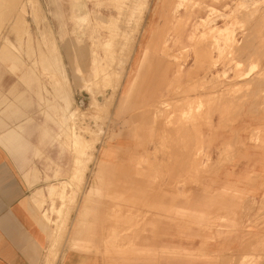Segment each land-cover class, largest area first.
Segmentation results:
<instances>
[{"label":"rangeland","instance_id":"1","mask_svg":"<svg viewBox=\"0 0 264 264\" xmlns=\"http://www.w3.org/2000/svg\"><path fill=\"white\" fill-rule=\"evenodd\" d=\"M0 1V55L20 58L23 65L39 72L43 92L39 96L45 104L41 110L38 104L32 110L35 128L16 155L21 160L16 159L23 175L28 174L27 183L33 182L30 187L40 188L52 179L59 184L68 178L73 158L75 172L81 169L65 189L70 197L67 214L76 207L77 196L84 195L93 182L101 183L93 194L107 199L125 200L124 193H135L140 187L151 195L183 191L189 196L191 183L215 178L216 172L207 169L211 149L230 162L243 155L245 147L260 143L262 131L256 121L264 113V0ZM59 11L67 27L70 58L57 34ZM102 24L111 30L105 68L93 61L95 55H103V48L95 46L108 34ZM75 49L77 54L72 56ZM57 57L62 58L61 65ZM59 66L68 78L66 90L63 83H55L62 82ZM35 99L37 103V96ZM93 99L97 106H90ZM44 109L59 128L45 119ZM26 115L28 136L30 112ZM58 129L57 137L66 146L62 150L59 140L43 134L52 135ZM73 132L82 136L83 145L71 143ZM121 140L129 147L116 149ZM191 148L193 155L189 154ZM102 155L105 161L100 163ZM251 181L219 192L238 200L236 205L221 206L223 210L235 208L241 217L237 222L210 216L212 224L203 226L218 237L224 229L228 234L244 231V248L225 256L214 252V264H264V190L253 189ZM116 205H121L116 212L130 217L118 216L117 222L129 223L119 237L128 238L131 244L137 237L131 228L137 227L139 216L130 211L138 204ZM144 209L149 210L150 218H139V226L156 227L161 204L145 205ZM180 212L178 215L187 216V211ZM56 220L52 208L51 228ZM173 222L187 227L193 224L187 218ZM210 256L206 251L171 250L161 245V263Z\"/></svg>","mask_w":264,"mask_h":264},{"label":"crops","instance_id":"2","mask_svg":"<svg viewBox=\"0 0 264 264\" xmlns=\"http://www.w3.org/2000/svg\"><path fill=\"white\" fill-rule=\"evenodd\" d=\"M35 70L32 66L23 65L20 58L12 59L0 55V264H214V252L225 256L244 248L246 243L243 230L228 234L224 229L218 237L203 226L212 224L210 216L234 222L241 218L235 208L221 209L224 204L236 205L238 200H231L229 196L219 192L222 193L229 187L233 189L247 185L250 180L253 189L263 192L264 113L256 121L262 131L260 143L245 147L244 154L232 158L230 162H224L223 157H217V149H211L212 162L207 165V169L216 172L213 174L215 178L206 177L199 184L191 183L189 196L183 195L181 185L178 187L181 193L171 194L166 191L161 192V195H151L149 190H143L138 184H134L133 186L140 187L139 190L135 189V193H124L125 200H117L114 196L107 199L93 194L101 186V183L93 182L84 195L77 196L73 201L77 203L76 207L71 214H67L70 197L66 196L65 189L72 185L71 181L76 178L73 176H77L81 169L80 167L75 172L73 158L68 178H62L60 183L57 181L59 184L53 179L44 184L40 187L43 192L41 196L37 194L38 187H30L33 185L29 184L33 182L27 183L28 174L23 175L20 161L17 160H21V157H16L25 148V139L31 138L32 128H35L32 110L36 109L37 104L40 110L45 105L39 96L43 92L39 72L35 73ZM258 103L255 100L254 105L258 106ZM28 111L30 134L27 136ZM43 113L46 120L52 121L59 128L47 109ZM42 129L47 132L45 127ZM44 132L52 140H59L61 150L66 147L62 139L57 137L59 129L52 135ZM126 144L128 143L125 140L117 141L116 149H125L128 146ZM189 154L193 155L192 148ZM50 187H56L52 195L48 194ZM62 187L64 190L61 194ZM53 195L60 198L50 201L48 197L52 198ZM50 202L55 205L52 207ZM117 203L138 204L130 214L141 219L150 218L149 210L144 209L145 205L160 203L161 220L158 219L160 217L157 218L160 221H157L156 227L142 228L137 217V227L131 228L137 237L129 244L128 238L119 237L123 235V230L129 229V223L118 224L117 217L124 218L127 215L115 211L121 206L116 205ZM52 208L57 213V224L51 228L48 220ZM181 210L187 211V216L178 215ZM183 218L189 219V223L193 224L187 227L173 222ZM111 219L116 221L111 222ZM125 221L123 220L124 223ZM161 245L171 250L206 251L212 257L169 259L161 263ZM243 253L247 252L241 254Z\"/></svg>","mask_w":264,"mask_h":264},{"label":"bare ground","instance_id":"3","mask_svg":"<svg viewBox=\"0 0 264 264\" xmlns=\"http://www.w3.org/2000/svg\"><path fill=\"white\" fill-rule=\"evenodd\" d=\"M1 2V1H0ZM30 2V1H29ZM20 7H22V5L20 6ZM24 7V6H23ZM33 11V10H32ZM154 11V10H153ZM24 13V12H23ZM70 15V14H69ZM71 18H73V17H71ZM70 18V19H71ZM74 24H75V22H74ZM47 25H49V24H47ZM56 25H57V34H58V38H60L61 40L60 41H62V43H60V44H62V47L65 49V51L67 52V57L68 58H70V56H71V52L68 50L69 48H68V45H67V40L65 39V35H67V27H66V23H65V21H64V18H63V14H62V12L61 11H59V13H57V17H56ZM102 26L104 27V28H106L107 30H108V34L106 35V38L104 39V40H101V41H99L98 43H96L95 44V46H101L103 49H102V52H103V55L102 56H98V57H96L97 55H95L94 56V58H93V61H94V63L96 64V66H98V67H106V66H108L109 65V53L107 52L108 51V49L106 48L107 47V45L109 46V40H110V36H111V30H110V28L107 26V25H104V24H102ZM107 26V27H106ZM55 30V29H54ZM73 30V29H72ZM54 32V31H53ZM73 32V31H72ZM87 36V35H86ZM54 37V36H53ZM56 37V36H55ZM54 40V39H53ZM52 40V41H53ZM156 42V41H155ZM60 46V45H59ZM7 47H9L8 49L10 50L11 48V45L9 46H7ZM61 47V48H62ZM56 48V47H55ZM76 48V47H75ZM82 48V47H81ZM64 51V52H65ZM82 51V50H81ZM86 52V51H85ZM60 53V52H59ZM73 53H74V56H76V54H77V51H76V49L74 50V52H72V56H73ZM95 53V52H94ZM9 54V53H8ZM66 55V54H65ZM90 57V56H89ZM60 58V57H59ZM56 59V58H55ZM60 59H62V58H60ZM60 59H58V57H57V61H58V64H59V60ZM74 59V58H73ZM108 59V60H107ZM86 60V59H85ZM56 61V60H55ZM55 63V62H54ZM62 63V62H61ZM70 63V62H69ZM86 64V63H85ZM55 65V64H54ZM59 65H61V64H59ZM62 65H63V63H62ZM79 67V66H78ZM78 67H76V68H78ZM54 69V68H53ZM56 69V68H55ZM59 69H60V72H57V73H60V75H61V77H60V79H61V81L62 82H59V81H55V83H56V85H58V84H62L63 83V85L65 86V90L68 88V78H67V76H66V72H65V70H64V68L61 66H59ZM77 70V69H76ZM91 71V70H90ZM54 72H55V70H54ZM50 73V72H49ZM55 74H56V72H55ZM54 74V75H55ZM78 74H79V72H78ZM91 76H93V73H92V71H91ZM53 75V76H54ZM57 75V74H56ZM89 75V74H88ZM78 76V75H77ZM58 77V78H59ZM80 78H82V71H80V76H79ZM56 78V77H55ZM57 78V79H58ZM100 79V78H99ZM54 82V81H53ZM54 83V84H55ZM129 84H131V83H129ZM238 84V83H237ZM231 85H233V84H231ZM57 88H59L58 86H57ZM130 90V89H129ZM55 95H56V93H55ZM146 94H142V96L141 97H144ZM57 98H58V96H56ZM66 98H67V96H66ZM62 99V98H61ZM67 99H69V98H67ZM63 100H64V97H63ZM72 100V99H71ZM66 104V103H65ZM99 103L96 101V99H93L92 101H91V104H90V106H97ZM59 105V104H58ZM60 106V105H59ZM75 106V105H74ZM58 107V106H57ZM67 107V106H66ZM68 115V114H67ZM180 115V114H179ZM68 118V117H67ZM74 126V125H73ZM66 132V131H65ZM72 135H73V140H72V142L71 143H73L74 145H76V146H81V145H83L84 144V140H83V138H82V136H80V134H77V133H72ZM12 139V138H11ZM11 142V141H10ZM6 143V142H5ZM13 146V145H12ZM7 147V146H6ZM10 147H11V145H10ZM9 147V148H10ZM14 147V146H13ZM107 148V147H106ZM106 148H104V150L102 151V152H106ZM14 149V148H13ZM104 158V156L102 155L101 156V158H100V163L104 160L103 159ZM73 184V183H72ZM51 185V184H50ZM72 187V186H71ZM56 188V187H55ZM55 188H53V187H50L49 189H48V194L49 195H52L53 193H54V190H55ZM70 188V187H69ZM38 189V188H37ZM60 191H63V188L61 189L60 188ZM42 189L41 188H39L38 189V192H37V194L38 195H41L42 196ZM62 194V193H61ZM32 195H36V194H32ZM33 196V197H34ZM37 196V195H36ZM54 196V195H53ZM43 204V203H42ZM45 214V213H44ZM45 216V215H44ZM242 255H244V254H242ZM246 255V254H245Z\"/></svg>","mask_w":264,"mask_h":264}]
</instances>
